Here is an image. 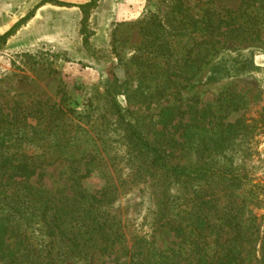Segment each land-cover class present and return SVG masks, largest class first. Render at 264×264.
Returning <instances> with one entry per match:
<instances>
[{
  "label": "rangeland",
  "instance_id": "374dc122",
  "mask_svg": "<svg viewBox=\"0 0 264 264\" xmlns=\"http://www.w3.org/2000/svg\"><path fill=\"white\" fill-rule=\"evenodd\" d=\"M88 1L0 0V36L19 23L4 41L0 40V121L10 122L18 131L25 122L23 131L29 137L40 118L61 120L60 124H65L70 135L76 131L94 138L105 159L102 171L80 182L79 174L73 172L71 165L60 160L38 159L35 161L39 164L37 174L28 184L44 191V196L58 197L71 196L80 189L96 192L108 181L113 186L114 201L107 210L118 221L115 228H119L126 249L144 238L158 249L173 248L181 253L189 251L188 245L179 242L161 225L163 199L168 196L175 202L174 212L182 215L191 210L195 203L191 202L196 201V197L218 199L222 209L230 198L242 208V218L248 220L247 225L254 232L250 247H256L258 252L264 238V31L243 34L235 30L238 24L247 21L243 14L249 12H244L246 5L241 0H180L192 21L214 26L219 25V21H227L233 25L224 28L222 23V27L214 31V41L219 43L213 44V48L196 47L191 51L193 56L198 53L204 62L194 78L175 79L166 91L168 95L162 98L155 95L149 102L136 92L143 70L139 55L144 44L139 28L153 14L164 20L176 1L97 0L87 23L92 36L84 45L80 35L81 13L70 5ZM232 30L234 32H230ZM241 38L246 41L240 43ZM182 42L190 45L187 39ZM177 50L185 53L184 49ZM220 58L245 62L249 69L228 80L206 81L213 63ZM111 75L124 83L117 103L133 112L150 139L154 128L159 130L155 123L165 106L178 107L180 111L194 106L202 109L217 105L220 98L235 97L236 109L230 112L227 121L242 119L252 130L224 151L207 155L201 161L191 154L181 158L179 163L193 168L205 166L233 171L239 176L241 186L230 197L220 187L203 182L177 184L165 191L146 174L134 175L138 164L130 159L126 135L105 103L103 89ZM189 117L188 113L181 117L180 125L176 126V138ZM177 122L178 118L173 124ZM12 147L16 149L10 151L18 150L28 157L46 150L41 142ZM47 151L50 153L51 149ZM3 182L10 184L6 195L10 194L13 181L5 176ZM2 197L4 195L0 194V209L8 202V199L2 201ZM208 216L213 223L217 222L213 213ZM39 225L34 228L38 229ZM32 232L34 237L29 241V248L36 253L33 259L22 264H40L43 259L45 263L50 238L39 231ZM229 235L225 233L223 238ZM101 248L102 245L96 243L88 258L79 264H127V257L118 246L105 254L101 253ZM63 252L59 255L60 263L65 258ZM0 264L7 263L0 261ZM251 264H255L254 261Z\"/></svg>",
  "mask_w": 264,
  "mask_h": 264
},
{
  "label": "trees",
  "instance_id": "16d2710c",
  "mask_svg": "<svg viewBox=\"0 0 264 264\" xmlns=\"http://www.w3.org/2000/svg\"><path fill=\"white\" fill-rule=\"evenodd\" d=\"M174 1L176 4L164 15V20L153 14L139 28L144 44L139 55L143 70L136 92L149 102L155 99V95L160 98L168 95L166 91L170 90L175 79L188 81L194 78L204 62L198 53L193 56L191 51L196 47L213 48V44L219 43L214 41V31L220 29L222 23L224 28L233 25L227 21H219L217 26L192 21L181 1ZM241 3L246 5L244 12H249L243 14L247 21L238 24L235 30L243 34L264 31V0H241ZM96 5L97 0L70 5L81 13L80 35L84 45L92 36L87 23ZM18 24L0 36V40L4 41ZM184 39L190 41V45L187 42L183 45ZM241 39L240 43L246 41ZM178 48L184 49L185 53L180 54ZM248 69L245 62L220 58L213 63L206 81L228 80L245 74ZM123 84L111 75L105 81L103 93L105 103L126 135L130 159L138 164L134 165V175L146 174L165 191L177 184L185 186L197 182L200 185L203 182L220 187L230 197L241 186L239 176L233 171L213 170L205 166L193 168L179 163L181 158L191 154L201 161L207 155L224 151L237 138L252 130L242 119L227 121L230 112L236 109L235 97L220 98L217 105L202 109L194 106L180 111L178 107L165 106L155 123L159 130L154 128L150 139L146 128L133 117V112L122 108L116 101ZM187 113L190 114L189 121L182 126V132L176 138V126ZM177 118L178 122L173 124ZM60 121L40 118L29 137L23 131L25 122L18 131L10 122L0 121V149H3L2 152L0 150V194L4 195L2 201L8 199L0 209V261L22 264L33 259L36 250L29 248V241L34 237L32 231H39L50 238L46 262L43 259L40 264H79L88 258L96 243L102 245V254L118 246L127 257V264H251L253 261L264 264V238L258 252L256 247H250L254 232L247 225L248 220L242 218V208L230 198L222 209L218 199L196 197V201L191 202H195L190 208L192 211L186 210L182 215L179 211L174 212L175 202L168 196L163 199L161 225L168 228L179 242L188 245L189 251L181 253L173 248L158 249L144 238L126 249L119 228H115L118 221L107 210L114 201L113 186L108 181L96 192L80 189L71 196H44V191L28 184L37 174L39 164L36 160L53 159L71 165L73 172L79 174L78 182L102 171L105 160L94 138L76 131L70 135ZM26 142H41L46 150L33 157L23 156L18 150L10 151L16 149L12 145L21 146ZM47 148L51 149L50 153ZM5 176L14 184L12 192L7 195L10 184L3 182ZM208 213L215 215L216 223L210 220ZM37 224H40L38 229L34 228ZM225 233L230 235L223 238ZM62 250L65 258L60 263Z\"/></svg>",
  "mask_w": 264,
  "mask_h": 264
}]
</instances>
